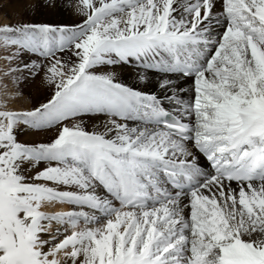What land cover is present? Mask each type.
Instances as JSON below:
<instances>
[{"label": "snow or ice", "instance_id": "1", "mask_svg": "<svg viewBox=\"0 0 264 264\" xmlns=\"http://www.w3.org/2000/svg\"><path fill=\"white\" fill-rule=\"evenodd\" d=\"M25 11L5 74L43 92L0 101V264H264V0Z\"/></svg>", "mask_w": 264, "mask_h": 264}, {"label": "rangeland", "instance_id": "2", "mask_svg": "<svg viewBox=\"0 0 264 264\" xmlns=\"http://www.w3.org/2000/svg\"><path fill=\"white\" fill-rule=\"evenodd\" d=\"M20 19L22 18H20V16L12 9H4L0 12V25L15 23ZM6 66L7 61L5 53L3 49H0V101L7 99L10 108H19L42 94L43 89L39 88L37 85L34 87L32 86V88L28 83H25L17 88L14 82L6 77Z\"/></svg>", "mask_w": 264, "mask_h": 264}, {"label": "bare ground", "instance_id": "3", "mask_svg": "<svg viewBox=\"0 0 264 264\" xmlns=\"http://www.w3.org/2000/svg\"><path fill=\"white\" fill-rule=\"evenodd\" d=\"M33 2H35V0H0V12H2V10L4 9H12L20 16V18L27 20L31 18L32 13L25 11V5ZM36 18L41 20L43 19H52L56 21L64 20L66 22H71V20L75 19V17L71 16L70 11H64L63 14L58 13L56 15H49L47 13H37ZM28 85L30 87L32 86L34 87L35 85L39 86V81L28 82ZM52 210L58 211L60 209L58 207H53Z\"/></svg>", "mask_w": 264, "mask_h": 264}]
</instances>
